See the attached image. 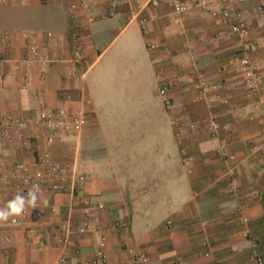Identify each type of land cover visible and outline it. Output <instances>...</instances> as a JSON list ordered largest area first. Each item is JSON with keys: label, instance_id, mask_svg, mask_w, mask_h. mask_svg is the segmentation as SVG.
Segmentation results:
<instances>
[{"label": "crops", "instance_id": "1", "mask_svg": "<svg viewBox=\"0 0 264 264\" xmlns=\"http://www.w3.org/2000/svg\"><path fill=\"white\" fill-rule=\"evenodd\" d=\"M187 1L189 9L179 15L172 0H0V118L62 107H85L88 116L82 131L51 148L56 161L86 177L84 187L73 199L47 183L39 220L0 224V264H54L60 256L80 263L102 246L116 263L128 258L127 244L147 252L151 264L264 260V87L252 92L232 68L242 43L211 18L216 1L206 0L205 7ZM235 7L257 45L251 57L264 73V0H236ZM126 34L124 54L135 60L129 75L117 61L99 85L130 80L136 95L110 99L102 91L96 102L88 74ZM112 37L101 52L102 39ZM34 43L68 59L81 45L86 79L66 80L70 64L29 67L24 59ZM200 77L213 87L206 95L195 88ZM161 81L175 83L171 107L157 93ZM212 118L219 125L214 133ZM44 149L42 140L18 150L0 137V207L16 194L4 184L13 163L35 169ZM84 196L106 209L92 217L94 228L103 230L81 236L76 229ZM69 221L75 230L64 242L60 228ZM118 221L124 228H115Z\"/></svg>", "mask_w": 264, "mask_h": 264}, {"label": "built area", "instance_id": "2", "mask_svg": "<svg viewBox=\"0 0 264 264\" xmlns=\"http://www.w3.org/2000/svg\"><path fill=\"white\" fill-rule=\"evenodd\" d=\"M197 3L199 7L207 5L206 0H191ZM217 6L210 9L209 14L211 18L223 25L229 32L230 36L241 41L242 46L239 49L236 57L231 61V66L239 72L244 79V84L252 91L258 92L264 87V73L261 68L253 61L251 55L257 49V45L250 38V29L246 23L244 14L241 10L235 7L236 0H215ZM175 11L179 15H183L189 9V1L187 0H172ZM261 16L264 15L263 10H259ZM77 41L80 44V39ZM55 46H58L55 43ZM24 62L32 67L36 64L60 66L63 64L72 65L73 69L65 74L68 81L82 80L84 81L89 72L86 66V52L84 48L79 45L75 50L73 57L68 59L64 56H51L45 52L43 47L38 43H34L29 47L27 56ZM23 83L28 85L31 80L29 72L24 73L22 77ZM175 83L172 81H161L160 87L157 91L158 95L164 99L165 105L171 107V99L168 96L170 89ZM195 88L202 95L213 87L208 85L206 81L200 77L196 81ZM88 123V116L85 107L77 110L70 108H37L34 109L29 117H22L17 120H11L6 117L0 118V137L4 139L7 144L15 147L18 150L32 149L34 146V139L42 140L44 143V151L39 153L36 157L34 169L32 165L16 161L13 163L4 178V184L12 188L15 193L27 192L32 183H39L43 189L39 207L35 210L29 209L23 216L14 218L13 225L25 224L29 221H37L41 217L43 205L41 197L45 193V186L47 183L54 184V187L64 193H70L73 199H76L78 189H82L86 183V177L74 172H70L65 165L55 160L51 148L57 141L67 136L74 135L82 131ZM174 123V122H173ZM37 129V134L31 136L28 131L30 128ZM219 125L215 118H212L209 123V131L216 132ZM1 167L5 166L4 162L0 163ZM83 207V221L76 229V232L85 236L94 231L101 232L102 228L95 229L92 223V217L95 213L104 211L106 206L103 203H95L89 197H82L80 200ZM172 225V223H169ZM115 228H124L121 222L114 224ZM106 229L108 227H105ZM104 228V229H105ZM74 225L72 222L64 223L61 228V238L64 242L68 241L70 235L74 232ZM35 235V231H31ZM249 239V235L244 236ZM252 247L257 249L258 244L253 243ZM125 251L128 255L124 261L112 263L109 260L105 248L102 246L94 253L91 259L82 262H76L73 259L60 256L56 259L54 264H151L150 255L141 250H137L130 244L125 246ZM257 264H264L261 257H257Z\"/></svg>", "mask_w": 264, "mask_h": 264}, {"label": "rangeland", "instance_id": "3", "mask_svg": "<svg viewBox=\"0 0 264 264\" xmlns=\"http://www.w3.org/2000/svg\"><path fill=\"white\" fill-rule=\"evenodd\" d=\"M133 29V28H131ZM130 29V30H131ZM130 32V31H129ZM117 34V33H116ZM127 34L123 35L119 38L114 44L109 47V49L105 52L103 57L97 62L94 68L88 74L86 84L88 87V91L93 96V99L97 102L102 96V91L105 93L110 99H114L115 96H122L124 98H129L136 95V88L130 84V80H123V84L115 85L113 82L111 84H106L104 87L99 85V76L106 71L109 73L110 64L115 63L117 61H122L124 64L123 71L125 73H130V66L134 65L133 56L128 54H124L126 50L124 41L126 40ZM114 37L105 39L106 41H101L99 44V49L103 52L108 44L112 42ZM129 45V44H128ZM132 68V67H131ZM133 69V68H132ZM104 95V94H103ZM110 106L114 108L115 103L111 101Z\"/></svg>", "mask_w": 264, "mask_h": 264}, {"label": "clouds", "instance_id": "4", "mask_svg": "<svg viewBox=\"0 0 264 264\" xmlns=\"http://www.w3.org/2000/svg\"><path fill=\"white\" fill-rule=\"evenodd\" d=\"M42 191L39 183H32L26 194L17 192L4 207H0V224L14 222V218L23 216L29 209L35 210L39 207Z\"/></svg>", "mask_w": 264, "mask_h": 264}]
</instances>
